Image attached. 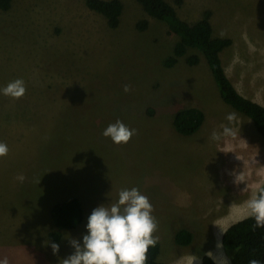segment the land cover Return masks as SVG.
<instances>
[{
    "label": "rangeland",
    "instance_id": "374dc122",
    "mask_svg": "<svg viewBox=\"0 0 264 264\" xmlns=\"http://www.w3.org/2000/svg\"><path fill=\"white\" fill-rule=\"evenodd\" d=\"M120 1L115 28L86 0H12L0 10V142L8 147L0 157V261L62 264L74 251L70 240L82 242L91 211L135 187L153 206L163 262L194 264L207 254L230 264L221 242V251L214 247L230 224L249 216L246 202L264 181V139L222 100L199 50L187 51L200 59L194 66L183 57L170 64L178 36L136 0ZM166 1L191 23L210 12L213 35L231 39L221 52L227 76L264 106V0ZM16 79L25 94L5 96ZM189 107L204 120L184 135L173 117ZM231 112L237 118L229 124ZM117 120L136 130L127 143L102 134ZM222 126L236 135L212 140ZM70 197L83 219L52 239L59 230L51 208ZM182 228L192 233L185 246L175 241ZM51 241L60 246L55 255Z\"/></svg>",
    "mask_w": 264,
    "mask_h": 264
},
{
    "label": "trees",
    "instance_id": "16d2710c",
    "mask_svg": "<svg viewBox=\"0 0 264 264\" xmlns=\"http://www.w3.org/2000/svg\"><path fill=\"white\" fill-rule=\"evenodd\" d=\"M136 1L148 15L164 21L168 31L178 36L174 46V58L169 60V63L173 64L176 58L183 57L187 65L194 66L200 59L195 54L188 55L187 51L190 48L199 50L210 69L222 100L249 117L256 131L264 139V106L241 95L227 76L222 64L221 52L231 44V39L213 35L210 12L206 11L200 19L191 23L181 19L174 6L166 0ZM11 3L12 0H0V10L7 11ZM86 5L105 16L110 27L118 26L123 10L120 0H86ZM136 26L144 30L148 26V21L141 20ZM203 120L204 114L200 109L189 107L176 112L173 126L177 132L189 135L200 128ZM260 187H264V181ZM51 213L55 227L59 230L53 233L55 235H51L52 239H56L60 231L74 228L83 219L82 207L76 197L55 203ZM255 223V219L249 215L230 224L223 231L221 245L230 257V264H248L253 258L264 264V227L257 228ZM191 240L192 233L187 229L182 228L175 234V241L180 245H188ZM159 251V243L150 246L146 264H167L157 260ZM199 264L217 263L209 255L203 254Z\"/></svg>",
    "mask_w": 264,
    "mask_h": 264
},
{
    "label": "clouds",
    "instance_id": "9594fccd",
    "mask_svg": "<svg viewBox=\"0 0 264 264\" xmlns=\"http://www.w3.org/2000/svg\"><path fill=\"white\" fill-rule=\"evenodd\" d=\"M124 92H129L130 86L124 85ZM5 96L14 99L21 98L26 87L22 79H16L2 89ZM235 112L226 116L229 124L236 120ZM123 122L117 120L109 124L103 131L105 137H110L116 144L127 143L135 134ZM236 133L229 126H222V133L213 131L211 139L221 140V137H234ZM8 154V147L0 142V157ZM17 179L23 182L25 177L21 174ZM249 215L256 223L255 227H264V187L258 189V194L246 202ZM153 206L149 199L133 187L122 189L118 200L109 207L104 204L94 208L87 218L86 234L82 242L71 239L74 248L72 254L62 259V264H146L147 252L150 246H155L156 240L153 232L157 229V222L152 215ZM53 254L59 252V244L49 242ZM228 264L227 258L224 259ZM0 264H8L7 259ZM248 264H261L258 259H250Z\"/></svg>",
    "mask_w": 264,
    "mask_h": 264
},
{
    "label": "crops",
    "instance_id": "0c3cea01",
    "mask_svg": "<svg viewBox=\"0 0 264 264\" xmlns=\"http://www.w3.org/2000/svg\"><path fill=\"white\" fill-rule=\"evenodd\" d=\"M223 233V232H222ZM221 236H222V234H221ZM215 242H216V240H214ZM220 242H221V238H220V240H219V246L218 245H216L215 247H214V249L216 250V251H218V250H222V246L220 247ZM217 243H218V241H217ZM160 245V244H159ZM160 252H161V248H160V251H159V253H158V256H157V260H159V261H162L161 259H160ZM200 260H201V258L200 259H198L194 264H199L200 263ZM163 262V261H162ZM166 263V262H165Z\"/></svg>",
    "mask_w": 264,
    "mask_h": 264
},
{
    "label": "bare ground",
    "instance_id": "6f19581e",
    "mask_svg": "<svg viewBox=\"0 0 264 264\" xmlns=\"http://www.w3.org/2000/svg\"><path fill=\"white\" fill-rule=\"evenodd\" d=\"M238 209H239V207H238ZM239 210H240V209H239ZM233 211H234V210H232V212H233ZM235 215H236V214H235ZM236 216H237V215H236ZM236 216H234V217H236ZM233 219H234V218H233ZM227 221H228V220H227ZM227 221H224V222L227 223ZM230 221H231V220H230ZM225 223H224V224H225ZM221 226H222V225H221ZM221 226H220V227H221ZM223 226H224V225H223ZM223 226H222V227H223Z\"/></svg>",
    "mask_w": 264,
    "mask_h": 264
}]
</instances>
